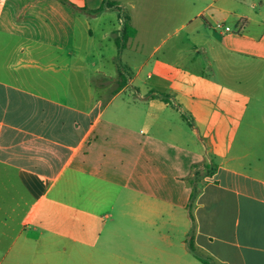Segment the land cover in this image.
Here are the masks:
<instances>
[{
    "label": "crops",
    "instance_id": "0c3cea01",
    "mask_svg": "<svg viewBox=\"0 0 264 264\" xmlns=\"http://www.w3.org/2000/svg\"><path fill=\"white\" fill-rule=\"evenodd\" d=\"M65 1L0 0V195L22 184L0 264H264V0H150L136 19L188 24L123 15V66L34 75L26 60H71L79 24L92 39L122 8Z\"/></svg>",
    "mask_w": 264,
    "mask_h": 264
},
{
    "label": "rangeland",
    "instance_id": "374dc122",
    "mask_svg": "<svg viewBox=\"0 0 264 264\" xmlns=\"http://www.w3.org/2000/svg\"><path fill=\"white\" fill-rule=\"evenodd\" d=\"M116 1L121 4L122 8H120L119 10H114L111 19L108 22L103 21L99 26H97L95 22L92 23V39L88 37L87 30L85 29L84 25L79 24L76 35V42L78 48H81L82 50L77 49L75 51V57H72L71 60H69L67 57H64L65 63L60 62V60L58 59H55V61L52 62L48 60H40L37 57L34 58V62H31L28 59L25 61V63L31 64V67L34 66L40 68H34L33 70H31V73L34 75H41L45 77L61 75L62 73L74 74V68L83 66L84 73L88 74L89 76H96L98 74L97 71L103 68V66L101 65V58L99 56L100 53H104V61L107 68L113 67L117 69L118 67L123 66V63L121 62L122 51L126 45L123 42L121 32L118 31V29H120L121 27L120 18H123V15H126L128 18H133L135 19V21L138 20L139 22H141L140 24L143 25V28L167 27L170 29L168 32H172L175 28L180 27L183 23L185 24L187 22L188 24L189 19L186 16L183 17L184 19H171L169 17L171 11L170 9L166 11V8L162 9L164 12L160 13L156 17H151L147 19L138 17L136 19L137 12H142L145 10L147 11L151 9L158 11L160 10L158 4L153 3L150 0ZM109 30L110 33L105 35V33ZM134 32L135 35L136 30ZM140 32H142L141 28ZM185 32L186 30H182L181 35H184ZM165 37L166 35L163 34L157 35L152 38L151 42L149 43V47L146 51L147 56L151 55L154 52V58H162L165 49L168 48L173 42V40H168L166 43L163 44L162 47H160L163 38ZM157 47L158 49L155 51ZM80 57H82V59H79ZM200 61L201 63L198 65V68L202 69L207 64L206 56H202L200 58ZM66 62L71 63V70H69V66H66ZM20 68L21 66H19L16 61H14L12 69L9 71V73L17 75L18 72L22 70L21 69L20 71H18ZM208 72H210V70H208ZM23 73H30V70L25 69ZM9 184L10 183L6 181L5 186ZM12 186L13 193L11 195H9L6 190L5 193H2V195H0V203L3 202V204L0 206V252L3 251L6 248V245L8 244L5 239L10 238V243L21 229V210L18 209V203H21L22 184L20 182L19 176H13ZM9 200L12 202L13 205V209L10 211V213L8 211ZM7 221L8 225L6 224ZM186 259L195 261V258L186 257ZM199 264L202 263L199 262Z\"/></svg>",
    "mask_w": 264,
    "mask_h": 264
},
{
    "label": "trees",
    "instance_id": "16d2710c",
    "mask_svg": "<svg viewBox=\"0 0 264 264\" xmlns=\"http://www.w3.org/2000/svg\"><path fill=\"white\" fill-rule=\"evenodd\" d=\"M64 2H66V3H68L67 1H65V0H63ZM73 9H75V6L73 5V4H71V3H68ZM114 3L113 2H111V3H109V1L108 0H105L104 2H103V5L97 10V12H101V11H103V10H105L106 8H108L107 7V5H113ZM135 30L130 26V25H126L125 26V28H124V33H123V42L124 43H126V41L130 38V37H132L133 35H134V32ZM195 196H196V194L193 192L192 193V195H191V197H192V199H194L195 198ZM194 249V248H193Z\"/></svg>",
    "mask_w": 264,
    "mask_h": 264
},
{
    "label": "built area",
    "instance_id": "2783aa9c",
    "mask_svg": "<svg viewBox=\"0 0 264 264\" xmlns=\"http://www.w3.org/2000/svg\"><path fill=\"white\" fill-rule=\"evenodd\" d=\"M244 24V21H242V24L239 27L233 28L230 25H227L224 21L218 19L214 21V29L224 33L241 34Z\"/></svg>",
    "mask_w": 264,
    "mask_h": 264
}]
</instances>
